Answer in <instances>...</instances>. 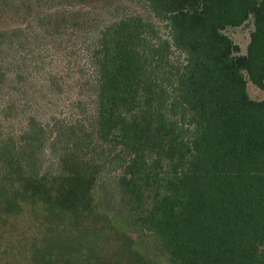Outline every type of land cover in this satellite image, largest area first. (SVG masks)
Wrapping results in <instances>:
<instances>
[{
	"label": "trees",
	"instance_id": "16d2710c",
	"mask_svg": "<svg viewBox=\"0 0 264 264\" xmlns=\"http://www.w3.org/2000/svg\"><path fill=\"white\" fill-rule=\"evenodd\" d=\"M2 1L26 42L86 37L93 76L83 126L30 116L0 141V224L26 210L44 231L67 219L82 229L100 191L169 264H264V100L247 94V80L264 91V0H139L163 27L136 13L79 22L61 0ZM249 18L240 55L223 31Z\"/></svg>",
	"mask_w": 264,
	"mask_h": 264
},
{
	"label": "rangeland",
	"instance_id": "374dc122",
	"mask_svg": "<svg viewBox=\"0 0 264 264\" xmlns=\"http://www.w3.org/2000/svg\"><path fill=\"white\" fill-rule=\"evenodd\" d=\"M58 3L66 9L76 3L71 7L79 12L76 13L79 22L87 21L88 11L93 17L89 22L96 25L132 13L164 25L139 0H61ZM51 4L43 2L39 4L40 9L61 7ZM12 8L10 1L0 0V141L4 135L17 134L30 116L42 121L55 119L60 127L76 123L80 128L84 125L82 112L90 108L92 93L89 84L92 69L81 50L86 37L68 44L60 41L40 46L33 40L26 42V33L13 32L15 28L21 30L23 20ZM7 9L12 12L7 14ZM252 31L253 19L249 18L239 27H227L223 34L238 46V54L245 55ZM66 48H71V55L64 54ZM50 71L54 73L52 76L48 74ZM247 94L252 100H264V91L248 80ZM75 101L85 106H77ZM51 164L52 159L46 156L44 168ZM104 182L102 189L106 191L110 181ZM101 197L98 191L94 212L89 216L91 222L82 229L67 219L58 230L50 225L44 231L39 219H32L23 208V216L5 219L0 224V264H103L101 260L112 264H169L151 233L128 228L123 216ZM100 229L106 230L94 235Z\"/></svg>",
	"mask_w": 264,
	"mask_h": 264
}]
</instances>
